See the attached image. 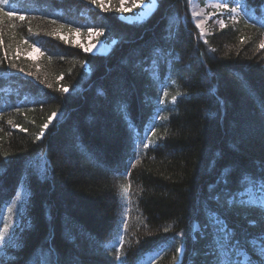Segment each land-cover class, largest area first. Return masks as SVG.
<instances>
[{
  "label": "trees",
  "instance_id": "1",
  "mask_svg": "<svg viewBox=\"0 0 264 264\" xmlns=\"http://www.w3.org/2000/svg\"><path fill=\"white\" fill-rule=\"evenodd\" d=\"M188 1L127 23L120 0H0L27 16L0 14V264H217L225 225L231 260L259 256L264 0L204 40ZM76 27L109 52L61 39Z\"/></svg>",
  "mask_w": 264,
  "mask_h": 264
},
{
  "label": "rangeland",
  "instance_id": "2",
  "mask_svg": "<svg viewBox=\"0 0 264 264\" xmlns=\"http://www.w3.org/2000/svg\"><path fill=\"white\" fill-rule=\"evenodd\" d=\"M104 2H106V0H104ZM135 2L139 6L133 7V2H125L124 6L131 9V11L126 13L120 12L119 18L122 21L133 23L145 20L155 9L157 0H135ZM220 3H226L229 8L236 6L235 0L188 1L190 20L198 32L201 40L205 39L211 29L220 28L221 21L224 23L228 19H235L241 11L240 10L238 13L233 14L230 11L222 10L221 8L215 6ZM197 24L200 25L199 28L197 27ZM61 35L65 37V41L71 40L73 44L80 46L83 51L85 47H89L91 44H96L97 47L93 48L92 51L89 52L91 54H106L109 52L114 43L113 41L106 42L101 39L100 36H89L88 30L80 31L79 34L73 31L69 34H60V37ZM98 41H100V43H97ZM33 47H31V51L28 52L30 58H35V56L39 54V51H33ZM245 259L246 257H243L241 261L245 262ZM232 261H235V259H232Z\"/></svg>",
  "mask_w": 264,
  "mask_h": 264
},
{
  "label": "snow or ice",
  "instance_id": "3",
  "mask_svg": "<svg viewBox=\"0 0 264 264\" xmlns=\"http://www.w3.org/2000/svg\"><path fill=\"white\" fill-rule=\"evenodd\" d=\"M3 4L4 5H7L9 4V0H2ZM89 2L93 5L97 4L98 0H89ZM236 2V6L235 7H231L229 8L228 5L226 3H220V4H217L215 5L216 7L218 8H221L222 10H227V11H230L231 13L233 14H236L238 13L240 10H241V7L242 5L240 4V0H235ZM99 4H100V8L101 10H105V5H104V0H99ZM125 5V0H120V7L117 9L118 12H122V13H126V12H129L131 11V9L127 8L124 6ZM139 5L136 4L135 0H133V7H137ZM244 7H246V5H244ZM0 14H2L3 16H6L8 17V19L11 21L13 19H16V20H19L21 22L25 21L27 19V16L24 15V14H19L17 13L16 11L14 10H5L3 7H0ZM196 15V14H194ZM0 23H3L2 20H0ZM53 23H55V21H53ZM221 23V27H224V24H223V21L220 22ZM65 25L64 24H61L60 27L63 28ZM261 26H264V24H262ZM197 27L199 28L200 25L197 24ZM71 30V29H70ZM81 31L80 27H76L75 28V32L77 34H79ZM88 33H89V36H102L104 34V30L101 28V29H94L92 27H89L88 28ZM61 39H65V37L63 35H61ZM0 43H3L2 40H0ZM25 43H27V41H25ZM97 43H100V41H98ZM30 47H33L30 45ZM97 47L96 44H91L89 47H85L84 48V51L85 52H90L92 51L93 48ZM260 47L261 48H264V42H261L260 44ZM33 51H39V48L38 47H33ZM62 91L64 92H67L68 89L67 88H64L62 89ZM165 95H167V93H165ZM173 101H175L176 97L174 96L173 98ZM163 102V101H161ZM57 114L56 113H52V116L49 117V123H51L53 117H55ZM9 124H11L12 122L9 121L8 122ZM48 127V124H45L44 125V128H47ZM23 130V129H21ZM43 135V130L41 131V136ZM37 139H40V137L38 136ZM145 148L149 147L148 144H145L144 145ZM262 191H264V188L261 189ZM128 187L125 186L123 189H122V193H123V196L125 199H127L128 197ZM236 198H234L235 200ZM233 201H229V204H231ZM238 203H241V204H246L248 202H245V201H242V200H239L237 201ZM254 211H258L261 213V215H264V198H260L259 199V206L255 209H253ZM12 209L9 208V212H11ZM223 233H224V237H225V240L220 244V251L217 255V264H245V262H236V261H232L230 259V255H234V252H232L231 250L235 248V245L233 243V236L229 235V232L231 230L227 229V226L225 225L224 229H222ZM8 232H9V225L7 222H5V226H4V229L3 230H0V241H5L7 239V235H8ZM120 243L122 244L123 243V237L120 238ZM261 244H264V240H261ZM248 255H249V259L247 260L246 264H252V260L253 259H257L259 261V264H264V247H261L260 250H259V256L257 255L256 251L254 250L253 246L252 245H246L245 246V249H244ZM117 251V260L120 259V255H119V249L116 250ZM177 252L180 251L179 248H177L176 250ZM223 257V258H221Z\"/></svg>",
  "mask_w": 264,
  "mask_h": 264
}]
</instances>
